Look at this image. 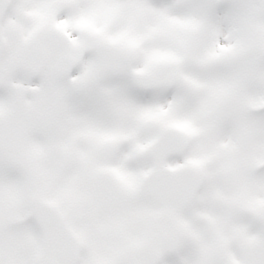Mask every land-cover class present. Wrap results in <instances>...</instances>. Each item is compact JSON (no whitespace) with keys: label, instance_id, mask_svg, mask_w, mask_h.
I'll list each match as a JSON object with an SVG mask.
<instances>
[{"label":"snow or ice","instance_id":"6c2138e0","mask_svg":"<svg viewBox=\"0 0 264 264\" xmlns=\"http://www.w3.org/2000/svg\"><path fill=\"white\" fill-rule=\"evenodd\" d=\"M0 264H264V0H0Z\"/></svg>","mask_w":264,"mask_h":264}]
</instances>
